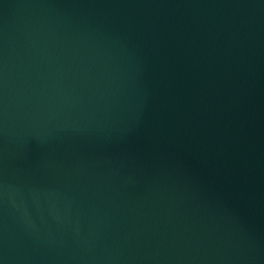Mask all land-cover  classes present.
<instances>
[{
	"label": "water",
	"instance_id": "water-1",
	"mask_svg": "<svg viewBox=\"0 0 264 264\" xmlns=\"http://www.w3.org/2000/svg\"><path fill=\"white\" fill-rule=\"evenodd\" d=\"M0 264H264V0H0Z\"/></svg>",
	"mask_w": 264,
	"mask_h": 264
}]
</instances>
